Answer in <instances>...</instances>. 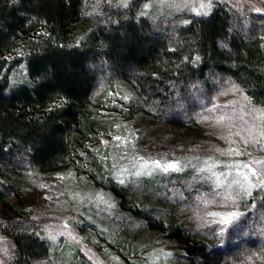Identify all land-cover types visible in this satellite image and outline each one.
<instances>
[{"label": "trees", "instance_id": "16d2710c", "mask_svg": "<svg viewBox=\"0 0 264 264\" xmlns=\"http://www.w3.org/2000/svg\"><path fill=\"white\" fill-rule=\"evenodd\" d=\"M148 1L0 0V202L13 209L0 225L11 242L0 264L85 262L76 249L57 252L11 202L24 173L71 163L111 189L124 222L136 231L162 230L182 264H264V190L232 196L233 204L209 185L194 188L199 200L214 196L243 213L219 237L221 225L193 228L178 217L181 203L167 200L159 185L165 178H142L137 187L109 181L86 148L101 127L104 97L121 83L132 94L126 110L112 108L116 115L142 110L207 137L212 120L248 125L255 109L261 112L257 143L264 145V10L216 1L208 15L156 20L145 9ZM224 127L221 142L243 147L244 137Z\"/></svg>", "mask_w": 264, "mask_h": 264}, {"label": "rangeland", "instance_id": "374dc122", "mask_svg": "<svg viewBox=\"0 0 264 264\" xmlns=\"http://www.w3.org/2000/svg\"><path fill=\"white\" fill-rule=\"evenodd\" d=\"M216 1L264 10V0H212V5ZM201 3L205 5L202 9ZM146 5L145 9L156 20L185 12L196 14L194 8L202 13L211 9L207 7L208 0H149ZM131 94L129 86L123 83L107 92L101 109L97 111V116L102 118L101 127L92 139L86 141V148L104 167L109 181L119 183L123 178L125 183L130 181L137 187L142 178H165L166 182L159 185L167 194L166 199L181 203L178 217L193 228L217 224L215 221L220 217L211 213L239 212L237 206L218 202L214 196L199 200L194 188L209 185L229 198L238 196L239 190L228 186L232 176L227 174H235V168L229 166L251 164L258 171L264 170V145L257 143V122L261 112L250 111L248 125L212 120L207 137H200L193 128L160 122L142 110H135L126 117L124 113L116 115L112 108L119 106L126 110L124 104ZM199 107L200 110L204 108ZM238 116L239 113L228 116V119H238ZM225 125L251 142L239 148L221 142L220 135L227 129ZM116 136L121 140L117 141ZM229 149L242 154L221 155ZM153 160H160L161 165L176 162L180 170L164 172L162 167L156 168L150 163ZM144 161H149V167L143 169L145 174L132 175ZM213 165L212 171L221 182L210 172L198 171ZM241 171L247 170L242 168ZM172 173L191 177L185 181L170 180ZM251 179L253 184L257 183L255 177ZM182 183L187 184L180 192L177 185ZM20 187L19 193L11 197L15 212L30 216L38 231L55 244L57 252H64L67 256L76 249V258L84 260L86 263L83 264H182L173 255L176 246L166 240L162 230L136 231V225L124 222L111 189L104 183L91 180L81 167L71 163L54 171L26 172L20 178ZM12 210L0 202V225ZM126 226L135 230L129 235L131 246L126 243ZM7 235L0 230V263L8 257L11 249Z\"/></svg>", "mask_w": 264, "mask_h": 264}, {"label": "snow or ice", "instance_id": "6c2138e0", "mask_svg": "<svg viewBox=\"0 0 264 264\" xmlns=\"http://www.w3.org/2000/svg\"><path fill=\"white\" fill-rule=\"evenodd\" d=\"M212 6V0H208V8H211ZM147 7V5H146ZM205 5L203 3L200 4V8H204ZM194 12H196L197 15H208L207 12H201L199 9H193ZM257 12H260L261 9H256ZM185 24L189 23L188 21H184ZM223 120V117L220 118V121ZM218 121V122H220ZM237 135H239L237 133ZM224 138V137H222ZM115 139L117 141L121 140L120 136H116ZM251 141L245 140L244 143L248 144ZM219 151V150H217ZM230 153H234L236 155H241L242 153L236 151L235 149H229L228 152H222L221 155L227 156ZM141 160H143V157H141ZM152 165L156 166V168H161L164 172L171 171H179L180 168L178 167L176 162H169L165 165H161L160 160H153L150 162ZM149 167V161H144L143 164L139 165V167L132 172V175H135L137 177L144 175L143 169H147ZM213 166H209L206 168H200L198 169L201 173H211L213 177H216L218 182L220 181V177L216 176V173L212 171ZM230 168H235V174L229 172L227 175H231L232 178L229 181V188H235L239 191L237 192V195L240 196L241 199H243L244 196H252V189L253 188H259L260 190H264V170L258 171L255 167H253L251 164H243V165H230ZM246 169L247 171H241V169ZM148 174H151L149 172ZM252 177H255L257 180L256 184L252 183ZM119 184L124 185L125 180L123 178L119 179ZM219 186V184H218ZM232 199V203L235 204V199ZM213 216H218L220 219L218 221H215L218 225H221L222 227L219 228V231L216 233L217 236L222 237L224 233L227 231V226L233 224L237 219H239L243 213L232 211V212H226V213H211Z\"/></svg>", "mask_w": 264, "mask_h": 264}]
</instances>
